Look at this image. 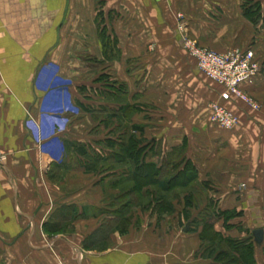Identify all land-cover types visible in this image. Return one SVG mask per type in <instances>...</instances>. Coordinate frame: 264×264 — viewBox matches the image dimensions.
Instances as JSON below:
<instances>
[{"label": "crops", "instance_id": "1", "mask_svg": "<svg viewBox=\"0 0 264 264\" xmlns=\"http://www.w3.org/2000/svg\"><path fill=\"white\" fill-rule=\"evenodd\" d=\"M187 39L253 50L261 71L243 90L261 110L225 100ZM214 103L236 113L237 128L211 123ZM130 136L146 163L171 154L214 183L216 208L241 215L217 232L264 230V0H0V264H214L186 193L162 212L151 187L129 189L133 163L115 156ZM102 228L104 249H86ZM255 256L264 264V239Z\"/></svg>", "mask_w": 264, "mask_h": 264}, {"label": "trees", "instance_id": "2", "mask_svg": "<svg viewBox=\"0 0 264 264\" xmlns=\"http://www.w3.org/2000/svg\"><path fill=\"white\" fill-rule=\"evenodd\" d=\"M253 8V7H252ZM252 11H254L252 9ZM261 8H257L256 12L250 14V17L254 21V24L258 25L261 18ZM109 46V43L107 44ZM118 93L125 94V89L118 88ZM140 111V110H139ZM135 131H142V128L134 127ZM136 136H130L128 140L124 141V145L121 146V150L115 156L116 162L124 164V162L133 163L131 170V184L129 189L141 194L143 189L153 187L154 190L149 189L150 195H154L155 203L160 206L161 211L164 209L168 212L174 211L173 199L167 198V196L174 190H184L187 197H185L186 207L193 209L197 207L193 196L189 193V189L198 181V174L191 162L184 161V167L181 169L178 165H171L173 155L170 154L163 160L161 167L146 163V153L144 148L137 147L141 141L136 139ZM141 145V144H140ZM82 152L81 150H79ZM113 158V156H112ZM99 162L97 159L93 161V167L91 169H97ZM129 186V185H128ZM186 191V192H185ZM153 193V194H152ZM149 195V196H150ZM190 195V196H189ZM241 216L239 213L233 212H221L216 208L214 201H211L203 212L191 221L192 227H202L203 231L200 235L204 250L202 257L204 259L213 260L214 264H258L255 256L256 240L254 234L250 235L246 239H233L225 237L223 234L215 230V225L223 219L225 221V227L230 228L228 222L231 219ZM192 214L190 210L187 213V219H191ZM59 225L53 226L51 231H58ZM127 230H123L125 233ZM110 229H99L85 243L86 249L102 250L105 242L110 236Z\"/></svg>", "mask_w": 264, "mask_h": 264}, {"label": "built area", "instance_id": "3", "mask_svg": "<svg viewBox=\"0 0 264 264\" xmlns=\"http://www.w3.org/2000/svg\"><path fill=\"white\" fill-rule=\"evenodd\" d=\"M184 46L196 61L198 69L225 89L222 95L225 100L242 102L255 111L261 110L260 104L243 90V86L256 81L261 71L253 50L237 49L219 53L188 39L184 41ZM210 112L211 123L223 130H234L240 123L236 113L222 104H212ZM6 161L7 154L0 147V166H4ZM57 264L65 262L59 260Z\"/></svg>", "mask_w": 264, "mask_h": 264}, {"label": "rangeland", "instance_id": "4", "mask_svg": "<svg viewBox=\"0 0 264 264\" xmlns=\"http://www.w3.org/2000/svg\"><path fill=\"white\" fill-rule=\"evenodd\" d=\"M254 100H256L254 98ZM97 134V133H96ZM150 188V186H149ZM151 189H153V187H151ZM189 193H191V195L194 198L195 204L198 208H200V211L205 210V208L211 204V201H215V197H214V192H216L214 183L208 179H202V180H198L195 183V186L193 185L189 190ZM186 192V191H185ZM184 190H174L172 193H170L167 198L173 199V197H181L180 198V203L182 198H184ZM190 196V195H189ZM184 201V199L182 200V202ZM167 217V216H166ZM173 221H176L177 217H171ZM170 222L172 221L171 219H168ZM167 221V220H166ZM191 229V226H190ZM190 232V230H189ZM187 232V233H189Z\"/></svg>", "mask_w": 264, "mask_h": 264}, {"label": "water", "instance_id": "5", "mask_svg": "<svg viewBox=\"0 0 264 264\" xmlns=\"http://www.w3.org/2000/svg\"><path fill=\"white\" fill-rule=\"evenodd\" d=\"M189 230H190V224H187L184 232L187 233V232H189ZM253 234H254L256 242L262 243V241L264 239V230H262V229L256 230V231H254Z\"/></svg>", "mask_w": 264, "mask_h": 264}]
</instances>
